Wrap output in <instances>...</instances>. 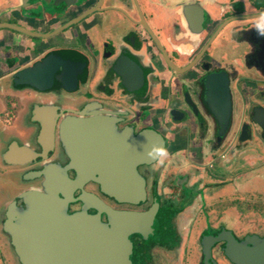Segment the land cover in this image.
<instances>
[{
	"label": "flooded vegetation",
	"instance_id": "af4514ba",
	"mask_svg": "<svg viewBox=\"0 0 264 264\" xmlns=\"http://www.w3.org/2000/svg\"><path fill=\"white\" fill-rule=\"evenodd\" d=\"M68 1L29 0L25 7L10 1L0 8V174L17 180L13 192L0 201V264H21L3 222L12 203L15 211L26 207L23 191L41 189L45 171L53 168L71 179L92 170L88 166L105 168L108 163L98 161L107 155L105 147L123 142L134 148L133 140L146 131L163 138L164 154L136 165L145 180V199L118 201L90 179L72 190L69 213L99 212L110 222L106 211L81 200L83 193L113 209L153 213L146 235L130 234L133 264H205L203 237L223 230L239 241L248 235L264 237V223L246 228L204 220L200 227L202 221L193 220L187 227L189 233L197 230L193 258V252L180 249L185 236L178 223L184 208L195 198L203 200L205 172L220 164L237 112L230 142L240 147L253 135L264 139V127L255 119L264 112V0H211L212 8L205 0ZM51 57L59 62L52 86L26 84L17 77L54 61ZM64 64L77 72L73 89L56 79L60 72L62 78ZM217 74L227 77L231 96L223 134L208 100V79ZM29 77L44 84L48 73ZM71 116L95 119L73 126L78 141L90 136L96 142L90 159L83 154L73 158L63 139L72 128L65 125ZM49 117L54 119L52 141L40 140L43 120ZM113 167L105 168L106 173L113 174ZM210 170L214 176L223 174ZM64 188L61 184V195ZM224 247L225 240L213 243L208 261L237 264Z\"/></svg>",
	"mask_w": 264,
	"mask_h": 264
},
{
	"label": "water",
	"instance_id": "95a60500",
	"mask_svg": "<svg viewBox=\"0 0 264 264\" xmlns=\"http://www.w3.org/2000/svg\"><path fill=\"white\" fill-rule=\"evenodd\" d=\"M65 1L66 5L70 3L68 0ZM23 2L24 7L29 4V0ZM53 60L48 61L44 66L37 64L25 69L19 72L17 77L26 84H34L38 87L52 86L53 73L59 67V62ZM42 70L48 73V79H44V84L30 79L31 73ZM62 74V78L61 72L56 76L57 81L73 89L76 86L77 72L68 64H64ZM207 86L210 108L219 121L220 134H223L229 126L231 113L228 79L224 74L211 75ZM255 119L264 127V112L255 115ZM93 120L95 121L93 118L71 116L65 122L66 126H72L73 129L68 127L63 139L67 147L72 150L73 158L77 160L82 154L90 159L92 154L90 147L96 142L90 139V136H84L82 141H78L73 126L80 122L89 124ZM53 123L52 117L43 120L39 133L40 140L52 141ZM97 141L99 142L100 138ZM110 141L104 142L111 144ZM133 142L134 148L132 144L124 146L125 143L122 142L121 145L114 144L112 148L105 147V151H102L107 155L98 161L108 163L105 167L107 169L114 166L113 174H107L104 166H88L87 168L92 170L71 179L67 175L61 177V169L53 168L49 174L45 171L41 189L32 188L20 194L26 207L15 211L12 203L3 227L10 235L21 264H133L131 257L133 244L130 234L139 232L146 235L147 221L151 220L153 213L113 209L100 198L89 193L81 194V200L91 203L99 211H106L110 217L109 223L101 219L99 212L90 213L87 210H80L69 213L66 210L68 202L73 199L72 190L90 179L99 182L102 190L118 201L136 203L145 199V180L137 171L136 165L139 162L153 161L157 154L149 153L155 146L163 148L164 140L161 136L155 137L146 131L137 136ZM12 147L10 146L6 154L10 153ZM61 184L65 186L62 190L63 195H61ZM220 240H225V252L237 264H264V237L248 235L244 240L239 241L229 230L203 237L205 264H215L209 262L208 258L211 256L212 244Z\"/></svg>",
	"mask_w": 264,
	"mask_h": 264
},
{
	"label": "rangeland",
	"instance_id": "374dc122",
	"mask_svg": "<svg viewBox=\"0 0 264 264\" xmlns=\"http://www.w3.org/2000/svg\"><path fill=\"white\" fill-rule=\"evenodd\" d=\"M46 8L52 9V5H46ZM238 120L239 112L234 116L233 126L225 142V150H222L220 166H217V163L209 166L210 169L223 173L222 176H214L213 170L207 169L204 180L208 183L203 188V200L195 198L178 217L179 228L183 229L185 236L184 245L180 249L187 255L193 252V258H196L195 253L198 250L197 230L193 231L192 228L189 233L187 229L193 220V223L202 221L200 227L205 226L204 220H210L212 224H217L218 220H225L229 226L237 222L246 228L255 222L264 223V139L253 135L250 140H243L244 142L240 144L242 146L234 145L230 141L236 131ZM0 175L1 201L13 192L14 181L17 183V180L10 179L12 178L10 174L4 172ZM219 182L223 184L219 185ZM23 185H18L16 191Z\"/></svg>",
	"mask_w": 264,
	"mask_h": 264
},
{
	"label": "crops",
	"instance_id": "0c3cea01",
	"mask_svg": "<svg viewBox=\"0 0 264 264\" xmlns=\"http://www.w3.org/2000/svg\"><path fill=\"white\" fill-rule=\"evenodd\" d=\"M10 1L12 3H18V1H19V3L21 5L24 3L23 0H0V8H3L5 5L9 4ZM205 1L207 2L206 4H208L211 8L213 7L211 5L212 4L214 5V2L210 3L209 1H211V0H205ZM212 1H216L217 2V1H220V0H212Z\"/></svg>",
	"mask_w": 264,
	"mask_h": 264
},
{
	"label": "clouds",
	"instance_id": "9594fccd",
	"mask_svg": "<svg viewBox=\"0 0 264 264\" xmlns=\"http://www.w3.org/2000/svg\"><path fill=\"white\" fill-rule=\"evenodd\" d=\"M149 154L150 155H153V154L163 155L164 149L160 146H155Z\"/></svg>",
	"mask_w": 264,
	"mask_h": 264
},
{
	"label": "trees",
	"instance_id": "16d2710c",
	"mask_svg": "<svg viewBox=\"0 0 264 264\" xmlns=\"http://www.w3.org/2000/svg\"><path fill=\"white\" fill-rule=\"evenodd\" d=\"M164 215V214H163ZM166 215H168V216H170V213H168V214H166ZM165 216V215H164Z\"/></svg>",
	"mask_w": 264,
	"mask_h": 264
}]
</instances>
